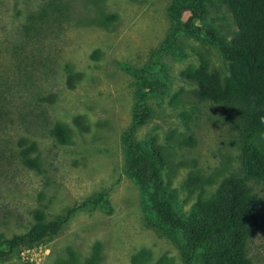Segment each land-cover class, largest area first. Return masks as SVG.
I'll return each mask as SVG.
<instances>
[{
    "label": "rangeland",
    "instance_id": "obj_1",
    "mask_svg": "<svg viewBox=\"0 0 264 264\" xmlns=\"http://www.w3.org/2000/svg\"><path fill=\"white\" fill-rule=\"evenodd\" d=\"M170 2L0 0V235L24 234L35 211L51 221L101 191L108 192L110 209L80 212L58 236L0 264H58L69 249L83 260L97 243L100 264H132L143 249L150 254L144 264H184L180 237L147 226L144 197L125 172L123 143L140 93L132 72L145 69L163 83L149 96L151 118L135 139L154 138L169 147L165 199L187 215L225 179L240 177L241 162L234 113L221 103L194 99V87L180 72L198 65L195 49L203 47L213 69L227 77L229 62L216 38L229 41L237 28L225 7L211 10L195 24L197 37L180 35L159 52L170 35ZM66 67L80 75L73 88ZM76 116L86 119L88 131L73 124ZM58 122L71 130V144L59 145L52 137ZM185 138L193 145H182ZM23 141L36 144L39 171L23 165ZM259 144L264 149V135ZM191 171L212 182L188 193L184 184ZM246 184L260 199L246 255L252 264H264V181Z\"/></svg>",
    "mask_w": 264,
    "mask_h": 264
},
{
    "label": "trees",
    "instance_id": "obj_2",
    "mask_svg": "<svg viewBox=\"0 0 264 264\" xmlns=\"http://www.w3.org/2000/svg\"><path fill=\"white\" fill-rule=\"evenodd\" d=\"M225 7L237 28L229 41L216 38L215 45L229 62V75L221 77L208 58L209 51L195 49L198 65H189L180 72L181 79L194 88L190 94L199 102L212 101L223 104L235 116L234 127L240 144L241 176L225 179L207 199H198L187 215L174 210L171 201L165 199L167 191L163 172L168 166V150L152 138L145 143L135 139L136 131L151 118L149 96L163 87L161 80L153 78L145 69L132 72L140 88L134 108V121L124 138L126 174L138 185L150 217L147 226L164 230L180 237V252L184 264H252L246 255V243L250 225L257 219L260 204L258 196L246 184V180L264 181V149L259 138L264 135V0H171L168 19L171 23L167 44L158 51H166L177 43L180 35L197 37L194 28L211 10ZM188 14L185 21L183 16ZM68 72L67 85L73 88L78 73ZM1 117V111H0ZM73 124L88 131L86 119L76 116ZM51 135L59 145L71 144V130L56 123ZM182 145L191 146L192 138H185ZM20 156L23 165L40 170L39 155L35 143L23 141ZM194 164V162L192 161ZM184 164V163H182ZM196 171H191L184 187L188 193L203 191L210 184ZM108 192L101 191L65 210L53 220L47 221L41 210L34 213V223L20 235L5 238L0 235V260H6L24 248H33L58 236L67 224L80 212L102 208L108 210ZM150 258L148 250H140L131 258L132 264H144ZM101 245L95 244L90 256L79 260L69 249L68 257L58 264H100ZM155 264H173L169 259Z\"/></svg>",
    "mask_w": 264,
    "mask_h": 264
}]
</instances>
